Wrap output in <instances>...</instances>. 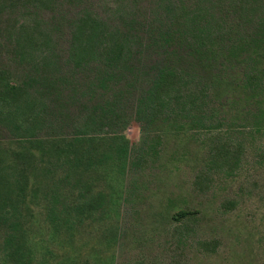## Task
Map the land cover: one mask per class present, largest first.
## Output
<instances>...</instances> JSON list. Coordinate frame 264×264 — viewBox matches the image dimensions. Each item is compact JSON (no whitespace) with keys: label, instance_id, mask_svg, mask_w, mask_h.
Here are the masks:
<instances>
[{"label":"rangeland","instance_id":"374dc122","mask_svg":"<svg viewBox=\"0 0 264 264\" xmlns=\"http://www.w3.org/2000/svg\"><path fill=\"white\" fill-rule=\"evenodd\" d=\"M241 2L248 7L242 9ZM256 2L0 0V73L10 83L21 85L25 98L36 101L34 111L21 118H29L21 128H16L14 117L0 112V157L5 159L0 168L12 187L15 172L21 168L6 167L11 151L38 147L28 168L26 204L13 220L19 222L18 229L26 238H31L32 264H56L57 253L63 252L92 264H264V132L251 131L256 119L250 109H255V104L245 115L233 117L222 112L223 120L214 124L215 136L205 130H189L187 137H180L181 152L176 149V136L152 135L148 143L156 146V154L139 156L140 161L129 166L124 175L109 165L105 174L112 177L115 202L106 205L100 220L74 225L71 237L63 236L62 231L57 234L50 223V218L57 216V193L61 200L81 187L75 186L74 192L68 184L57 188L67 165L57 166V153L52 149L57 148V139H70L88 113L85 102L92 90L88 81L97 67H117L122 76L120 86L125 88L123 103L130 110L150 79L148 73L135 79L137 69L169 52L172 64L187 69L180 87L198 96L207 86L212 99L215 87L198 50L230 46L253 22L250 20L260 16L264 3ZM251 4L257 8H249ZM86 15L100 22V34L89 39L76 32ZM164 32L169 33L167 41L160 36ZM125 34L122 55H107L103 49ZM81 42L89 43L85 53L79 52ZM253 83L259 85L258 92L264 84L261 79L259 84ZM235 88L234 84L219 86L217 92ZM9 109L13 107L5 108ZM114 130L120 131V126ZM108 131L95 128L100 135ZM120 133L130 144L135 143L140 125L131 118ZM225 146L233 158L219 157L212 163L207 150ZM65 149L63 161L73 155V149ZM102 174L92 171L84 178ZM107 179L99 180L104 192L110 191L105 186ZM170 200L173 210L187 209L191 214L171 219L165 210ZM52 208L56 213H51ZM7 229L0 227V264H5L1 246Z\"/></svg>","mask_w":264,"mask_h":264},{"label":"trees","instance_id":"16d2710c","mask_svg":"<svg viewBox=\"0 0 264 264\" xmlns=\"http://www.w3.org/2000/svg\"><path fill=\"white\" fill-rule=\"evenodd\" d=\"M261 1L264 3V0ZM261 1L257 0L260 3ZM240 6L242 9L248 7L243 2ZM254 7L257 8L255 4L249 5L251 9ZM254 19L250 20L253 22L244 27L243 33L227 48L208 47L202 51L198 50L200 58H203V63L209 69L211 83L215 87V93L214 87H211L212 94L214 93L212 99H209L207 86L198 96L180 87L187 69L182 65L172 64V53L169 52L161 55L155 62L146 61L142 68L137 69L135 79L147 73L150 74V79L138 92L130 110L123 103L125 88L120 86L122 76L117 67L110 64H100L97 67V73L88 81V85L92 87L85 102L89 107L88 113L77 123L71 138L57 139V148L52 149L57 153V166L63 163L67 165L66 173L57 180V188L68 184L74 192L75 186H81L78 187V193H70L61 200L57 193V216L50 218L51 226L57 234L62 231L63 236L71 237L74 234V225L101 219L106 205L115 202L114 189L110 185L112 177L105 174L109 165L116 166L117 173L124 175L129 166L140 161L139 156L145 158L151 153L156 154V146L148 143L152 135L159 138L176 136V149L181 152L179 148L183 144L179 142L180 137H187L189 130H205L209 132V136H215L216 134H213L217 128L214 124L223 120L220 118L222 112L230 113L233 117L241 113L245 115V112L252 108V104L256 106L255 109H250L252 116L256 122L262 121L263 124L255 122L251 131L264 132V84L260 85L258 92L256 90L259 85L253 83L258 81L259 84L260 79L264 82V7L260 16ZM99 25L100 22L86 15L79 21L76 32L84 34L87 39L93 38L100 34ZM160 36L167 41L169 33L164 32ZM126 38L127 34L117 38L114 44L103 49L104 52L107 55H122ZM242 45L245 49H241ZM79 48V52L85 53L89 43L81 42ZM175 54L179 55L176 51ZM247 58L249 63H246ZM233 84L236 87L233 91L217 92L219 86L230 88ZM250 88L254 91L250 92ZM22 89L21 85L10 83L9 79L0 73V112L14 117L16 128L24 126L29 118H21L31 114L36 103L25 98L21 93ZM11 106L13 109L5 110ZM131 118H135L141 129L139 141L132 144L120 133ZM17 120L18 124L15 123ZM118 126L120 131H115L114 128ZM95 128H108L109 131L106 135H100L95 132ZM102 143H106L105 148L101 147ZM37 148L27 146L11 151L6 167L21 168L15 172L13 187L4 170L0 168V227H9L1 246L4 247L5 264L10 261L14 264H32L35 255L30 245L31 238H26V234L18 229L19 222L13 220L21 214V205L26 204L30 181L28 168L37 156ZM65 148L73 149V155L63 161L62 158L67 153ZM229 150L226 146L221 150L219 147L208 149L207 155L212 163H216L219 157L233 158ZM2 163H5V159L0 157V165ZM92 171L96 174L102 172L103 176L85 179L84 176ZM106 178L108 184L105 186L110 188L109 192L99 189V180ZM168 203L170 204H167L165 210L171 219L179 220L191 214L187 209L179 208L175 211L173 201ZM52 210L51 213H56L54 208ZM56 264L92 263L88 259L76 260L73 254L63 252L60 256L57 253Z\"/></svg>","mask_w":264,"mask_h":264}]
</instances>
